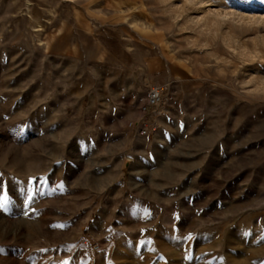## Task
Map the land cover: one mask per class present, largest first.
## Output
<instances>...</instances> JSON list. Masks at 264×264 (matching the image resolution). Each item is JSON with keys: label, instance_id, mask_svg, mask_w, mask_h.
Listing matches in <instances>:
<instances>
[{"label": "rangeland", "instance_id": "1", "mask_svg": "<svg viewBox=\"0 0 264 264\" xmlns=\"http://www.w3.org/2000/svg\"><path fill=\"white\" fill-rule=\"evenodd\" d=\"M0 264H264V0H0Z\"/></svg>", "mask_w": 264, "mask_h": 264}, {"label": "built area", "instance_id": "2", "mask_svg": "<svg viewBox=\"0 0 264 264\" xmlns=\"http://www.w3.org/2000/svg\"><path fill=\"white\" fill-rule=\"evenodd\" d=\"M167 90L164 86L152 85L148 88L147 92L140 96L138 99V104L140 110L143 114H147L148 111L162 103L167 96ZM139 133L141 136H146L148 134V129L142 127L139 129Z\"/></svg>", "mask_w": 264, "mask_h": 264}]
</instances>
